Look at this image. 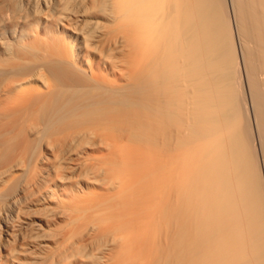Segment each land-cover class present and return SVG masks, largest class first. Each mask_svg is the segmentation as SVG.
Listing matches in <instances>:
<instances>
[{
	"label": "bare ground",
	"instance_id": "6f19581e",
	"mask_svg": "<svg viewBox=\"0 0 264 264\" xmlns=\"http://www.w3.org/2000/svg\"><path fill=\"white\" fill-rule=\"evenodd\" d=\"M0 264H264V0H0Z\"/></svg>",
	"mask_w": 264,
	"mask_h": 264
}]
</instances>
